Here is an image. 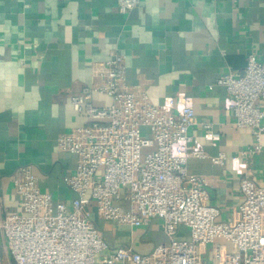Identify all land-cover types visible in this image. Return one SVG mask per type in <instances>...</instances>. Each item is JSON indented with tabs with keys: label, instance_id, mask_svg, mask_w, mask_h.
<instances>
[{
	"label": "crops",
	"instance_id": "0c3cea01",
	"mask_svg": "<svg viewBox=\"0 0 264 264\" xmlns=\"http://www.w3.org/2000/svg\"><path fill=\"white\" fill-rule=\"evenodd\" d=\"M250 52L264 59V0H140L126 12L115 0H0V215L20 212L12 178L21 165H30L54 202L69 203L73 192L64 176L73 173L76 155L60 150L57 138L87 121L71 96L99 84L96 64L119 53L126 84L151 102L191 97L195 121L188 132L203 155L190 156L186 168L206 178L207 202L219 208V220L231 221L242 201V172L248 167L264 186V132L252 162L231 168L230 158L254 138L235 126L223 103L225 86L216 80L241 73ZM92 102L108 105L111 97L95 91ZM220 153L223 164L212 160ZM94 208L92 219L111 250L131 245L145 253L167 241L160 220L133 227Z\"/></svg>",
	"mask_w": 264,
	"mask_h": 264
},
{
	"label": "built area",
	"instance_id": "2783aa9c",
	"mask_svg": "<svg viewBox=\"0 0 264 264\" xmlns=\"http://www.w3.org/2000/svg\"><path fill=\"white\" fill-rule=\"evenodd\" d=\"M115 1L121 12L140 2ZM124 58L113 53L96 64L101 82L71 96L73 110L87 121L57 138L60 150L76 155L73 173L64 176L73 192L69 203L42 191L30 165L16 169L12 183L21 209L0 215V264H264V186L247 167L236 216L219 220V208L207 202L206 178L186 168L190 156L203 155L188 132L195 121L191 97L179 93L166 104L151 102L126 84ZM216 83L225 86L223 103L235 126L253 134V145L230 158L231 168L247 166L262 147L264 59L250 52L241 73L227 71ZM95 91L110 96V104H93ZM225 159L223 153L212 157L215 163ZM91 205L119 224L160 220L167 241L145 253L131 245L111 250Z\"/></svg>",
	"mask_w": 264,
	"mask_h": 264
},
{
	"label": "rangeland",
	"instance_id": "374dc122",
	"mask_svg": "<svg viewBox=\"0 0 264 264\" xmlns=\"http://www.w3.org/2000/svg\"><path fill=\"white\" fill-rule=\"evenodd\" d=\"M208 248H209V251L211 252L212 251V246H209Z\"/></svg>",
	"mask_w": 264,
	"mask_h": 264
}]
</instances>
